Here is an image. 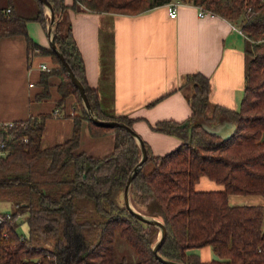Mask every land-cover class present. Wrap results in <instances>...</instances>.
Wrapping results in <instances>:
<instances>
[{"label":"trees","instance_id":"trees-1","mask_svg":"<svg viewBox=\"0 0 264 264\" xmlns=\"http://www.w3.org/2000/svg\"><path fill=\"white\" fill-rule=\"evenodd\" d=\"M57 20L54 39L75 76L82 82L95 115L132 127L126 115L100 109L95 90L85 78L84 61L72 34L68 8L136 14L173 0H49ZM201 5L216 15L237 22L247 39L244 90L239 107L227 108L209 100V78L201 72L184 75L191 108L182 121L158 120L151 128L180 139V144L154 155L146 141L148 157L130 184L134 208L166 225L159 254L184 264H264V206L230 204L229 194L264 195V0H178ZM31 16L19 14L9 2L0 6V38L21 34L28 52L51 55L57 64L41 72L39 83L49 95L50 75H57L60 101L75 95L72 135L63 142L42 147L46 114L0 125V200L14 203L0 211V264H165L153 252L158 228L137 218L125 205L123 189L138 163L136 139L118 126L101 125L87 115L81 95L65 67L50 47L38 44L28 33L27 21L46 26L43 4ZM9 7L10 10L6 11ZM90 132L114 135L112 152L94 157L78 150L80 123ZM232 121L229 138L206 130ZM221 184L220 189H197L201 176ZM28 225L18 231L20 216ZM125 241L133 256L119 255L116 241ZM209 245L216 257L200 259L193 250Z\"/></svg>","mask_w":264,"mask_h":264},{"label":"crops","instance_id":"crops-1","mask_svg":"<svg viewBox=\"0 0 264 264\" xmlns=\"http://www.w3.org/2000/svg\"><path fill=\"white\" fill-rule=\"evenodd\" d=\"M0 0L11 2L21 15L31 17L38 0ZM70 4L72 0H64ZM175 1V0H174ZM67 13L72 34L84 61L85 78L97 95L100 109L132 119V128L146 141L154 155L164 154L180 144V139L151 128L158 120H185L191 113L184 88V75L201 72L209 78V100L227 108L239 107L244 90L247 39L237 22L221 15H198L195 4L181 2L170 17L166 4L136 14L98 12L88 9ZM46 26L35 19L27 21L29 35L38 44L49 46V11L43 7ZM45 64L56 67L51 55L37 50L28 52L23 35L0 38V122L46 114L41 137L42 147L68 139L73 131L75 95L60 101L59 77L50 75L49 95L39 80ZM114 135H93L82 119L78 150L104 157L113 150ZM198 189H220L221 184L203 175ZM196 183V184H197ZM230 204L264 206V195L229 194ZM196 252L200 259L211 258L206 247Z\"/></svg>","mask_w":264,"mask_h":264},{"label":"water","instance_id":"water-1","mask_svg":"<svg viewBox=\"0 0 264 264\" xmlns=\"http://www.w3.org/2000/svg\"><path fill=\"white\" fill-rule=\"evenodd\" d=\"M39 1L49 11V22H48V28H47L48 36H49V46L55 52V54L58 56L61 63L65 67V70L68 73L72 83L74 84L76 89L79 91V93L81 95L82 102H83V106L85 108L87 115L95 123H98L101 125H108V126H118L122 129L126 130L130 135H132L136 139V141L139 144L140 151H141V157H140L138 163L134 166V168L130 172V174L127 178V181L125 183L124 189H123V199H124L125 205L131 210V212L137 218H139V219H141L147 223H150V224H152L158 228V230H159L158 231V238L152 247L154 254L165 264H184L182 262L167 259V258H165L159 254V248H160L161 244L163 243V241L166 237V233H167L165 223L157 217H154V216L140 212L139 210L134 208V206L132 205V203L130 201L129 190H130V184L132 182V179L136 175L138 170L141 168V166L144 164V162L147 160V157H148V152H147V148L145 146L144 140L130 125H128L122 121L115 120V119H101L95 115V113L92 109V106L89 102V99L87 97V94L85 92V89H84L82 82L75 76L70 65L65 60L63 53L60 51V49L56 45V42L54 39V25H55V22L57 20V16L55 15L53 5L49 0H39ZM203 126L209 132L216 134V135L222 137L223 139L229 138L231 136V134L236 130V124L234 122L228 121V120L223 121V122H219V123L211 125V126L203 123Z\"/></svg>","mask_w":264,"mask_h":264},{"label":"rangeland","instance_id":"rangeland-1","mask_svg":"<svg viewBox=\"0 0 264 264\" xmlns=\"http://www.w3.org/2000/svg\"><path fill=\"white\" fill-rule=\"evenodd\" d=\"M18 1L21 3L22 7L25 9L26 1L25 0H17V2ZM30 52H32V51H30ZM200 184L201 183H197L195 185V187L198 189ZM13 207H14L13 201L5 200V199L0 200V211L9 212V211H11V209H13ZM18 220L20 221V223L18 225V228H17L18 231L20 233L26 234L27 230H28V225H27V222L25 221V216L24 215L20 216L18 218ZM205 248H206L205 249L206 252H213L212 248L209 245H207ZM116 249H117V252H118L119 255H126L127 257H132L133 256L132 248L125 241H123L121 239H118L116 241ZM200 250L202 251V249L199 248L198 250H196V252H199ZM214 257H216V254L213 252V255L211 256V258H206V260L212 259Z\"/></svg>","mask_w":264,"mask_h":264},{"label":"built area","instance_id":"built-area-1","mask_svg":"<svg viewBox=\"0 0 264 264\" xmlns=\"http://www.w3.org/2000/svg\"><path fill=\"white\" fill-rule=\"evenodd\" d=\"M181 3L180 1L178 0H173L171 2H168L166 3V6L168 8V14L170 17H174L176 15V6L177 4ZM197 6V9H198V15L200 16H205V15H209V16H213V15H216L214 13H212L211 11L205 9L203 6L201 5H196ZM10 8L7 7L6 8V11H9ZM232 27L241 31V29L239 27H237L236 25L232 24ZM42 68L45 69V70H49L50 68L48 66H46L45 64H42ZM71 114H73V111H71ZM14 121L13 120H10V121H5V122H0V125L2 126H11L13 125ZM3 147V144L0 142V155H3L4 154V150L2 149ZM0 220H1V217H0Z\"/></svg>","mask_w":264,"mask_h":264}]
</instances>
